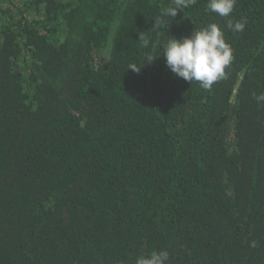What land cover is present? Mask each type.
I'll list each match as a JSON object with an SVG mask.
<instances>
[{
	"label": "trees",
	"instance_id": "obj_1",
	"mask_svg": "<svg viewBox=\"0 0 264 264\" xmlns=\"http://www.w3.org/2000/svg\"><path fill=\"white\" fill-rule=\"evenodd\" d=\"M207 2L0 0V264H264V0ZM210 23L234 60L206 90L163 46Z\"/></svg>",
	"mask_w": 264,
	"mask_h": 264
},
{
	"label": "clouds",
	"instance_id": "obj_2",
	"mask_svg": "<svg viewBox=\"0 0 264 264\" xmlns=\"http://www.w3.org/2000/svg\"><path fill=\"white\" fill-rule=\"evenodd\" d=\"M174 6L167 7L163 15L174 18L178 11L190 7L196 0H173ZM237 0H208L206 10L216 13L220 17L231 16ZM157 22V21H156ZM163 25L164 21H160ZM247 21H233L227 19L226 27L233 32L243 31ZM145 47L149 40L139 35ZM157 56L146 58L151 63ZM163 56L166 67L178 78L193 84L198 82L200 87L211 90L212 86L228 77L226 71L234 60L233 49L226 41L224 30L216 23H210L200 30H193L189 36L168 39L163 46ZM145 63V62H144ZM144 65V64H143ZM137 68L129 65L127 69L139 72ZM258 105H264V92L253 93ZM169 252L166 249L153 250L150 253L136 257L135 264H168Z\"/></svg>",
	"mask_w": 264,
	"mask_h": 264
}]
</instances>
